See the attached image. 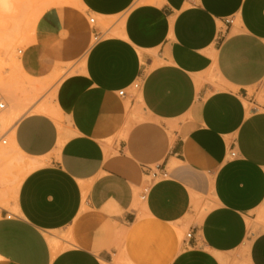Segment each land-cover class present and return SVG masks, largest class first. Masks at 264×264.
I'll return each instance as SVG.
<instances>
[{"label":"crops","instance_id":"obj_1","mask_svg":"<svg viewBox=\"0 0 264 264\" xmlns=\"http://www.w3.org/2000/svg\"><path fill=\"white\" fill-rule=\"evenodd\" d=\"M76 1L19 51L70 70L9 134L0 264H264V0Z\"/></svg>","mask_w":264,"mask_h":264},{"label":"rangeland","instance_id":"obj_2","mask_svg":"<svg viewBox=\"0 0 264 264\" xmlns=\"http://www.w3.org/2000/svg\"><path fill=\"white\" fill-rule=\"evenodd\" d=\"M11 1L15 8L8 14H0V81L2 82V86L0 85V98L6 104V110L8 108L13 110L9 112L10 117H13L17 114L24 115L29 113L33 107L40 105H50L56 110L55 106H53L54 90L58 82L66 74H68L70 67L60 69L58 74L52 80L38 85L36 82L28 80L26 77H24L22 72L15 67L14 63H18L19 65V51H23L27 46L30 45L36 22L45 11L54 7L63 6L77 8V1ZM158 1L159 0H140V4H152L153 2L158 3ZM106 27L108 26L103 27V31H106ZM112 34L114 35V33ZM12 38H15L14 42L9 46V48H5L4 43ZM62 86V88H64L66 83H64ZM2 88L5 91H2ZM257 101L260 104H263L260 98H258ZM6 110L0 115V118L4 116ZM18 110L21 112L18 113ZM60 120L61 119H59V122ZM0 129L2 131L7 130V128ZM8 146L9 142L7 146L0 147V153L3 152ZM6 159L7 160L0 158V186L6 185L5 187L10 189V194L12 197L15 183H17L25 174V170L21 163L17 164V157L15 156L13 149L8 150ZM6 167L9 168L6 169ZM3 177L6 180L5 184H2ZM205 209L206 205L197 208L196 218H199ZM256 226L258 227L259 225L256 224ZM116 263L122 264L121 262Z\"/></svg>","mask_w":264,"mask_h":264},{"label":"bare ground","instance_id":"obj_3","mask_svg":"<svg viewBox=\"0 0 264 264\" xmlns=\"http://www.w3.org/2000/svg\"><path fill=\"white\" fill-rule=\"evenodd\" d=\"M15 8V6L13 5L12 1L11 0H0V14H8L10 13L13 9ZM17 10V9H16ZM11 17V16H10ZM114 35H117L118 33L117 32H113ZM113 35V34H112ZM15 38H12L10 40H8L7 42L4 43V47L5 48H9V46L14 42ZM5 41V40H4ZM3 44V43H2ZM3 47V46H2ZM4 49V48H3ZM15 67L21 71L18 63H14ZM0 85L2 86V82L0 81ZM37 88V87H36ZM35 88V89H36ZM39 89V88H38ZM37 89V90H38ZM2 91H5L3 90L2 88ZM1 97V96H0ZM12 109L11 108H8L4 114L3 117L0 118V128H7V130L10 132V134H12V129L15 125V123L23 116V115H20V114H17L13 117H10L9 115V112L11 111ZM13 111V110H12ZM21 112L18 110V113ZM35 112H38V113H43V114H46L48 116H51L52 118H54L58 123H59V119H60V116L58 114V112L52 108V107H48V106H40L38 107L37 109H35ZM10 138V137H9ZM10 149H13V145L12 143L10 142V139H9V146L3 151L0 153V158L4 160H7L6 157L8 155V150ZM28 168V167H27ZM28 171V170H27ZM2 179V177H1ZM2 184H5L6 183V180L5 178L3 177V180H2Z\"/></svg>","mask_w":264,"mask_h":264},{"label":"built area","instance_id":"obj_4","mask_svg":"<svg viewBox=\"0 0 264 264\" xmlns=\"http://www.w3.org/2000/svg\"><path fill=\"white\" fill-rule=\"evenodd\" d=\"M94 23V19L91 18L89 19V24H93ZM139 88V83H135L133 85V89H138ZM123 91H120L118 93L119 96H122L123 95ZM6 110V104L4 103V101L0 98V115ZM9 134L10 132L8 130H4L2 131L0 129V147H5L7 146L8 142H9ZM235 154L234 153H230V157H234ZM152 178H158L159 176H162V177H166L167 176V173H162V174H159L157 173V171H151L150 174H149ZM186 238H190V235L187 234L186 235Z\"/></svg>","mask_w":264,"mask_h":264}]
</instances>
